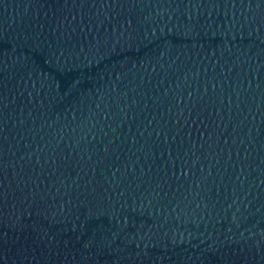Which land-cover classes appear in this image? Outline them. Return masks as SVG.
<instances>
[{"label": "water", "instance_id": "95a60500", "mask_svg": "<svg viewBox=\"0 0 264 264\" xmlns=\"http://www.w3.org/2000/svg\"><path fill=\"white\" fill-rule=\"evenodd\" d=\"M0 264H264V0H0Z\"/></svg>", "mask_w": 264, "mask_h": 264}]
</instances>
